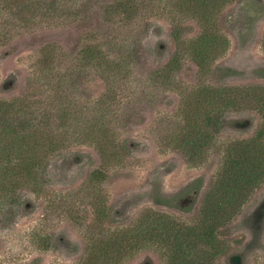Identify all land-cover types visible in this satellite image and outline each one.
<instances>
[{
    "label": "rangeland",
    "instance_id": "1",
    "mask_svg": "<svg viewBox=\"0 0 264 264\" xmlns=\"http://www.w3.org/2000/svg\"><path fill=\"white\" fill-rule=\"evenodd\" d=\"M112 1L83 0L78 21L72 23L69 18L59 25L38 24L13 32L10 40L0 44L2 99L26 90L38 68L41 49L47 44H56L70 54L81 49L93 34H99L96 38L105 47L113 38L120 42L130 31L134 39L126 35L127 43L131 48L139 45L140 52V58L130 66V74L116 88L119 103L117 100V106L110 107L105 120L116 130L126 154L111 158L105 166L93 144L74 142L64 146L52 159L44 193L25 191L24 202L13 214L11 209L0 207V264H84L89 247L99 256L106 245L110 255L114 241L128 237L125 232L130 229L140 231L141 242L124 264H142L148 259L152 264H168L166 245L158 236L161 225L170 224L177 232L200 224L206 195L222 164L221 149L203 164L192 166L174 148V139L184 128L185 100L208 83L264 85V0H231L219 10L217 29L227 35L229 46L206 73L185 55V44L172 36L170 17L180 21L181 30L188 36L201 31L194 13L183 3L138 0L143 15L139 12L135 24L124 25L104 21L103 10ZM169 63L178 69L169 71ZM220 67L235 72L225 76ZM157 69L163 70L160 77L154 74ZM106 86L108 83L93 72L69 85V92L79 101V112L72 116L73 131L88 129L97 116L91 109L107 92ZM244 114L252 119V127L248 131H224L221 143L248 137L258 130L260 114L254 110ZM198 179L202 180L200 190L187 191ZM157 196H178L180 202L158 204ZM254 213H261L260 218L248 221ZM154 218L160 219V226L151 235L148 225ZM253 229L259 236H254ZM217 235L218 240L225 241V247L210 264H264V185L237 216L217 229ZM44 236L50 239L48 248L40 245Z\"/></svg>",
    "mask_w": 264,
    "mask_h": 264
},
{
    "label": "trees",
    "instance_id": "2",
    "mask_svg": "<svg viewBox=\"0 0 264 264\" xmlns=\"http://www.w3.org/2000/svg\"><path fill=\"white\" fill-rule=\"evenodd\" d=\"M230 1L179 0L202 26L193 36L183 33L180 21L170 17L173 39L185 44V55L204 73L211 71L213 61L229 46L227 35L217 29V15ZM82 5L83 0H0V44L10 40L13 32L19 33L38 24L59 25L69 18L74 23L81 18ZM139 9L138 0H113L105 6L103 19L135 24L138 13L143 15V10ZM126 35L134 39L130 31ZM126 35L120 42H115V38L109 40L104 47L105 43L96 38L99 34H93L81 49L70 54L56 44H47L41 49L38 68L35 76L29 78L26 90L9 99L0 98V207L11 209L13 214L24 202L25 191L44 193L52 159L69 143L93 144L105 166L112 162L111 158L126 154L116 130L105 121L110 107L119 103L116 88L130 74L131 64L140 58L139 45L131 48ZM172 64H168L169 71L177 70ZM219 71L225 72V76L235 72L229 67H220ZM89 72L108 83L107 92L102 93L91 109L97 116L88 129L75 132L72 116L79 112V101L69 92V85L72 87L79 79L84 80ZM162 72L157 69L154 74L160 77ZM246 110L260 114L258 130L248 137L221 143L219 138L224 131H248L252 127V119L244 114ZM183 118L184 128L174 139V148L181 151L192 166L203 164L221 149L222 164L206 195L200 224L174 232L175 229L165 223L158 236L166 245L168 264H210L212 257L225 247V241L218 240L217 229L237 216L255 191L264 185V85L208 83L185 100ZM201 186L202 180L198 179L186 190H200ZM155 202L176 205L180 201L178 196H157ZM255 217L253 214L248 221ZM159 221L152 220L148 225L151 235L160 226ZM133 230L125 232L128 237L114 241L110 255L106 245L99 256L89 247L84 264H124L141 242L140 231ZM40 245L48 248L49 237H41ZM142 264L152 263L148 259Z\"/></svg>",
    "mask_w": 264,
    "mask_h": 264
},
{
    "label": "flooded vegetation",
    "instance_id": "3",
    "mask_svg": "<svg viewBox=\"0 0 264 264\" xmlns=\"http://www.w3.org/2000/svg\"><path fill=\"white\" fill-rule=\"evenodd\" d=\"M262 207H263V206H262ZM260 210H262V209H260ZM261 213H262V211H261ZM261 213H260V214H258V213H254V214H256L255 220H258V219L260 218ZM252 215H253V214H252ZM252 215H250V217H251ZM253 233H254V236H255V237L259 236V234L257 233V230L253 229Z\"/></svg>",
    "mask_w": 264,
    "mask_h": 264
}]
</instances>
